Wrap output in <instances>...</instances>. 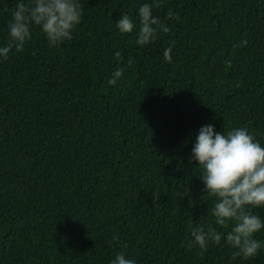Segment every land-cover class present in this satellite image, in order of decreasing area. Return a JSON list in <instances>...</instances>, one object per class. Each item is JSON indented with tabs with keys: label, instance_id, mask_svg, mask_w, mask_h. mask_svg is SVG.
<instances>
[{
	"label": "trees",
	"instance_id": "trees-1",
	"mask_svg": "<svg viewBox=\"0 0 264 264\" xmlns=\"http://www.w3.org/2000/svg\"><path fill=\"white\" fill-rule=\"evenodd\" d=\"M144 2L81 0L71 41L50 47L34 28L0 61V264H110L124 245L138 264H264V248L189 247L214 223L189 161L199 128L264 144V0H165L154 15L179 19L140 47L116 20ZM16 3L0 0V44Z\"/></svg>",
	"mask_w": 264,
	"mask_h": 264
},
{
	"label": "clouds",
	"instance_id": "clouds-1",
	"mask_svg": "<svg viewBox=\"0 0 264 264\" xmlns=\"http://www.w3.org/2000/svg\"><path fill=\"white\" fill-rule=\"evenodd\" d=\"M164 2L146 0L135 16L121 14L116 20L117 30L121 34L135 33L137 46L153 43L161 33L170 32L168 20L179 19L171 10L165 20L154 15V8ZM83 14L81 0H17L7 23L8 42L0 44V61L8 59L13 49L23 50L32 39L34 28L43 33L50 47L64 45L73 39ZM174 43L165 48V61H171ZM114 56L121 59L119 51ZM132 63L133 58L129 57L128 64ZM122 74L120 67L115 68L108 84L116 86ZM189 161L196 162L205 192L214 197L210 208L214 223L206 228L199 225L192 228L189 247L206 249L210 243L220 245L223 241L235 250L234 255L246 260L256 257L264 248V240L256 238L264 230V216L254 211L264 208V144L245 127L217 131L213 124H204L198 130ZM192 203L190 199L189 204ZM113 240L119 243L118 237ZM126 247L116 252L110 264H138L137 259L123 250Z\"/></svg>",
	"mask_w": 264,
	"mask_h": 264
}]
</instances>
